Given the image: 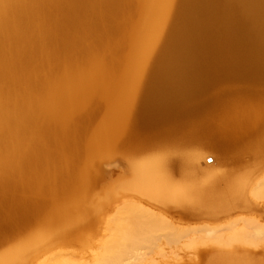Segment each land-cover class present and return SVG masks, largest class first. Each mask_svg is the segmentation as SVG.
Here are the masks:
<instances>
[{"label": "bare ground", "instance_id": "6f19581e", "mask_svg": "<svg viewBox=\"0 0 264 264\" xmlns=\"http://www.w3.org/2000/svg\"><path fill=\"white\" fill-rule=\"evenodd\" d=\"M184 243L264 264V0H0V264Z\"/></svg>", "mask_w": 264, "mask_h": 264}, {"label": "rangeland", "instance_id": "374dc122", "mask_svg": "<svg viewBox=\"0 0 264 264\" xmlns=\"http://www.w3.org/2000/svg\"><path fill=\"white\" fill-rule=\"evenodd\" d=\"M101 163L99 158L95 159V163L89 170L93 172H100ZM89 188L87 190V205L93 207L95 212L93 216L96 218L97 222L92 226H86L81 229L77 234L71 237L69 240L62 242L58 245L56 251L65 254L67 257H71L74 260L89 262L92 254L95 253L101 244L105 241L103 233L101 231L100 225V201H101V180L97 177L91 182L89 181ZM201 227L202 225H198ZM195 226V227H198ZM208 244L199 243L197 246H191L189 243H184L180 245H166L160 248L158 251H153L155 253H150L149 248L146 245H141L137 247L138 252L151 254L149 259L155 264H180L189 259L201 258L198 253L199 250H203ZM259 251L256 259H264L260 256L264 255L263 248ZM263 254V255H261ZM148 257V255H147ZM205 257V256H204Z\"/></svg>", "mask_w": 264, "mask_h": 264}]
</instances>
